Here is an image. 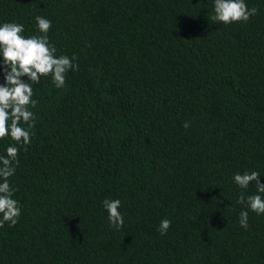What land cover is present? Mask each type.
<instances>
[{
	"label": "trees",
	"instance_id": "obj_1",
	"mask_svg": "<svg viewBox=\"0 0 264 264\" xmlns=\"http://www.w3.org/2000/svg\"><path fill=\"white\" fill-rule=\"evenodd\" d=\"M248 5V22L224 25L211 0H0V21L29 34L50 18L57 55L78 64L63 89L33 86L0 264H264V215L238 222L255 181L232 183L252 169L264 182V0ZM117 197L121 229L102 207Z\"/></svg>",
	"mask_w": 264,
	"mask_h": 264
},
{
	"label": "clouds",
	"instance_id": "obj_2",
	"mask_svg": "<svg viewBox=\"0 0 264 264\" xmlns=\"http://www.w3.org/2000/svg\"><path fill=\"white\" fill-rule=\"evenodd\" d=\"M211 19L224 25L248 22L257 14L256 7H249L248 0H211ZM32 33L26 32L25 25L16 20L0 21V141H8L0 152V227L16 225L22 215L20 200L11 181L20 163L21 147L28 146L34 136L37 113L33 111L38 101L34 98V85L42 77H48L56 89L66 86L70 71L78 70L76 56L57 55V47L51 41L49 30L53 21L47 16H34ZM184 128L189 121H184ZM262 173L252 169L236 171L232 183L241 190H247L255 181V191L246 194L241 191L237 203L245 205L238 213L241 228L249 227V211L257 216L264 215V182ZM102 207L107 213L108 224L121 229L125 224L120 198H105ZM171 219L164 217L159 222L158 231L167 232Z\"/></svg>",
	"mask_w": 264,
	"mask_h": 264
}]
</instances>
